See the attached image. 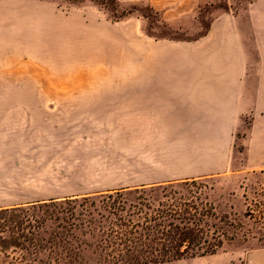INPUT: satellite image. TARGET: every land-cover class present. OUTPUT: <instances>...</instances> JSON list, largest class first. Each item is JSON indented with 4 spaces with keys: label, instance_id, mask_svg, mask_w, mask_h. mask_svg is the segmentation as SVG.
<instances>
[{
    "label": "rangeland",
    "instance_id": "obj_1",
    "mask_svg": "<svg viewBox=\"0 0 264 264\" xmlns=\"http://www.w3.org/2000/svg\"><path fill=\"white\" fill-rule=\"evenodd\" d=\"M14 1L19 4V21L17 25L13 22L2 27L0 36V109L11 112L27 108L36 114L39 108H45L56 113L48 116L56 120L45 122L37 118L30 122L32 128L45 126L50 134L43 140H35L44 151L40 158L47 163L43 165L45 170L37 171L36 176L49 179L54 184L51 191L60 194L48 198L80 202L83 198L99 201L112 195L124 202L122 217L126 219L129 190L139 189L136 184L149 182L150 177L160 175L170 165L155 164L153 161L158 158L147 153L139 156L140 133L126 131V126L138 127L136 114L112 109L91 113L78 100H67L69 96L64 95L128 91L133 84L127 81H134L128 78L152 74L145 58V39L147 43L187 41L197 36L185 32L188 16L204 17L206 24L210 17L204 15L208 12L234 13L252 0H211L210 4H203L202 0H168L165 9L139 0ZM58 108L61 110L57 111ZM1 118L0 128L9 130L6 134L19 129L20 123L12 120L17 117ZM246 127L247 131L232 135L231 141L228 139L226 167L211 165L215 167L210 170L218 173L194 179V186L187 187L188 196L211 204L215 215L222 219L226 234L236 231V236L223 239L222 247L212 255L164 264H242L246 253L264 247V139L258 138L262 132H249L248 120ZM217 135L209 133L205 150L211 147V152L217 153L212 148L222 144ZM21 139L13 133L6 144L20 143ZM30 141L33 145L34 140ZM205 143L206 139H200L195 144L202 147ZM139 176L143 179H138ZM176 190L183 192L180 187ZM94 191L99 192L70 195ZM227 221L233 227H225ZM62 226L59 220L47 221L42 228H35V233H41L42 240H50ZM87 243L69 246L76 254L74 261L59 260L57 254L63 256L64 251L55 254L44 246L40 255L33 247L26 252L10 248L0 253V264H123L124 261H103L94 243Z\"/></svg>",
    "mask_w": 264,
    "mask_h": 264
},
{
    "label": "crops",
    "instance_id": "obj_2",
    "mask_svg": "<svg viewBox=\"0 0 264 264\" xmlns=\"http://www.w3.org/2000/svg\"><path fill=\"white\" fill-rule=\"evenodd\" d=\"M139 1L155 3L161 8L168 3V0ZM202 1L203 4L211 2ZM18 5L14 0H0V36L5 25L13 22L17 25ZM165 16L162 13V18ZM204 16L210 17L206 24L204 17L195 14L187 17L185 32L188 36L197 35L187 41L147 43L145 39V58L152 74L128 78L134 80L127 81L133 84L128 91L64 95L69 96L67 100H78L91 113L112 109L137 115L138 127L126 126V131L140 133L139 156L147 153L159 159L153 161L155 164L170 165L160 175L149 176V182L137 186L194 180L218 173L210 170L215 167L211 165L226 167L228 139L231 141L232 135L247 131L246 120L250 121L249 132H262L258 138L264 139V0H252L234 13L219 10ZM142 28L141 23L140 33ZM141 52L143 64V49ZM6 110L0 109V121L2 116L11 115L17 117L12 120L20 125L9 134H6L9 130L0 128V208L55 199L48 198L60 195L51 191L50 186L54 184L43 176H36L37 171L45 170L43 165L47 163L40 158L44 151L35 140H43L50 134L45 126L32 128L30 122L37 118L45 122L56 120L53 116L48 118L56 113H49L45 108H39L36 114L27 108ZM13 133L22 138L21 142L6 144ZM209 133H218L222 144L212 147L217 153H212L211 147L204 149L210 141ZM200 139H206L202 147L195 144ZM176 165L185 168L173 167ZM95 192L99 191L70 195ZM242 264H264V247L246 253Z\"/></svg>",
    "mask_w": 264,
    "mask_h": 264
},
{
    "label": "trees",
    "instance_id": "obj_3",
    "mask_svg": "<svg viewBox=\"0 0 264 264\" xmlns=\"http://www.w3.org/2000/svg\"><path fill=\"white\" fill-rule=\"evenodd\" d=\"M194 184L195 180H187L129 190L126 219L122 217L124 202L112 195L99 201L49 199L0 208V253L10 248L26 252L33 247L40 255L42 248L48 246L51 253L64 251L63 256L57 254L59 260L74 261L76 254L69 246L93 242L100 259L124 261L123 264H164L212 255L222 247L223 239L234 238L236 231L227 235L211 204L188 196L187 187ZM30 211L35 212L29 214ZM53 220L63 224L61 231L50 240H42L35 228ZM224 226L233 227L229 221ZM80 237H87L88 241H80Z\"/></svg>",
    "mask_w": 264,
    "mask_h": 264
}]
</instances>
